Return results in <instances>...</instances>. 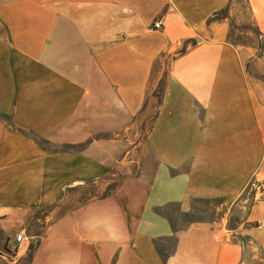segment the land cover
<instances>
[{"label":"crops","instance_id":"obj_1","mask_svg":"<svg viewBox=\"0 0 264 264\" xmlns=\"http://www.w3.org/2000/svg\"><path fill=\"white\" fill-rule=\"evenodd\" d=\"M233 2L0 0V264H264V0L260 70Z\"/></svg>","mask_w":264,"mask_h":264},{"label":"rangeland","instance_id":"obj_2","mask_svg":"<svg viewBox=\"0 0 264 264\" xmlns=\"http://www.w3.org/2000/svg\"><path fill=\"white\" fill-rule=\"evenodd\" d=\"M232 11L233 17L229 22L230 29L228 39L233 44L241 47L243 46L241 51L245 52V54H252L248 64L251 65L252 70H260L261 65L259 63V57L263 49V36L259 29L253 25L254 22L251 20L248 0H234ZM262 71H264L263 66ZM206 210L205 206H201L199 210L200 214L197 213L193 215V217L203 215L202 212L205 213ZM191 218L192 217L189 219Z\"/></svg>","mask_w":264,"mask_h":264},{"label":"built area","instance_id":"obj_3","mask_svg":"<svg viewBox=\"0 0 264 264\" xmlns=\"http://www.w3.org/2000/svg\"><path fill=\"white\" fill-rule=\"evenodd\" d=\"M163 26V21L162 19H157L154 23V29L158 30L161 29ZM25 239V234L24 232L19 233L16 238H15V245H18L19 243H21L23 240Z\"/></svg>","mask_w":264,"mask_h":264},{"label":"trees","instance_id":"obj_4","mask_svg":"<svg viewBox=\"0 0 264 264\" xmlns=\"http://www.w3.org/2000/svg\"><path fill=\"white\" fill-rule=\"evenodd\" d=\"M217 16H219V15L217 14ZM217 16H215V18H218ZM183 52H184V50H183ZM32 249H33V248H32ZM32 253H33V252L31 251V256H32Z\"/></svg>","mask_w":264,"mask_h":264}]
</instances>
